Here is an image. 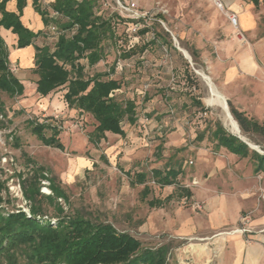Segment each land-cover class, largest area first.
Here are the masks:
<instances>
[{
  "label": "rangeland",
  "instance_id": "374dc122",
  "mask_svg": "<svg viewBox=\"0 0 264 264\" xmlns=\"http://www.w3.org/2000/svg\"><path fill=\"white\" fill-rule=\"evenodd\" d=\"M135 1L143 11L152 13L149 32L137 34L129 30V25L120 26L119 35L124 34L127 40L116 44L109 41L107 57L95 67L87 66L86 69L92 75L111 73L114 68L112 78L123 85L116 92L117 97L135 100L139 119L134 125L124 124L126 136L109 133L99 144L90 143L89 135L96 125L94 118L70 109L63 98L65 89L52 95L54 99L50 105L41 106L43 104L37 101L43 97L35 92L38 79L35 68L24 69L19 63L11 64L12 72L26 88L24 95L16 97L0 91L5 105V112L0 114V212L5 216L24 213L34 217L33 207L39 206V202L26 196L25 187L39 175L42 195L39 199L43 210L36 214V219L49 220L55 228L59 224L61 215L47 199L54 197L53 180L68 196V200L57 199L56 202L64 215L80 213L95 223H110L119 232L139 239L144 247L171 244L172 262L186 264L177 260V247L193 251L190 245L200 242L172 238L165 223L170 215L180 210L204 216L208 201L198 199L194 189L214 195L234 192L236 177L246 180L244 177L250 175L251 182L246 180V184H251L246 189L252 198L250 207L242 213L235 230L244 226L243 217L251 218V225H258L257 219L264 212V175L253 172L254 163L250 158L241 160L240 172L236 171L231 158L216 150L209 137L215 122L220 121L229 133L240 134L262 152L264 138L240 133L231 117L233 126L229 128L225 123V111L204 78L211 81V76L218 86L217 76L221 75L224 65L235 62L228 53L234 41L252 50L257 43L264 42V0H259L257 7L260 15L257 40L243 35L240 27H233L234 33L227 34L221 23L222 18H228L223 11L219 10L220 18L211 24L215 16L212 12L214 0ZM107 13L113 14L112 10ZM57 34L51 27L45 28L36 43L53 47ZM151 40L157 43L149 44ZM131 43L139 48L136 54L125 59L123 50H128ZM144 44H148V48L141 52ZM179 48L189 53L191 61L185 59ZM256 57L261 58L257 54ZM253 81L247 83L245 92L236 94L234 101L226 98L228 102H236L235 107L246 109L249 116L264 122L263 81L259 84ZM248 85H252V90ZM219 96L223 100L222 95ZM56 99L60 105L51 109ZM36 122L57 126L62 131L60 140L65 149L44 145L32 133ZM201 132L206 133V139L199 143L196 138ZM219 160L225 161L227 168L217 175L215 169ZM174 164L181 165L183 170L178 185L190 189L193 196L182 197L178 185L161 187L151 178L153 169ZM139 172L149 175L145 184L132 182ZM146 186L151 193L144 198ZM152 199H162L166 205L156 209L150 207ZM197 202L202 204L201 210L194 208Z\"/></svg>",
  "mask_w": 264,
  "mask_h": 264
},
{
  "label": "trees",
  "instance_id": "16d2710c",
  "mask_svg": "<svg viewBox=\"0 0 264 264\" xmlns=\"http://www.w3.org/2000/svg\"><path fill=\"white\" fill-rule=\"evenodd\" d=\"M10 1L12 0L0 1V28L11 30L18 36V48L35 46V66L39 75L37 92L46 97L65 89L64 101L68 107L81 114H89L96 121L95 129L89 135V141L94 145L105 140L108 133L126 136L124 124L134 125L139 119L135 100H120L117 97L116 92L123 85L120 80L112 78L114 68L111 73L100 72L92 75L86 69L87 66L95 67L107 57L109 41L116 44L127 40L124 34L119 35L118 28L126 27L130 21L117 14L107 13L99 0H53L50 9L43 5V0H32L33 7L42 16L45 27L54 26L58 32L53 47L40 46L35 43L44 31L34 32L21 20L28 0H15L19 13L7 10ZM253 1L256 5L259 4V0ZM54 12L59 16H53ZM148 31V28H144L140 33L146 34ZM156 43V40H151L149 44ZM147 45L140 47V51L144 52ZM138 48L136 44L133 48L124 49L123 57H132ZM0 91L10 97L24 93L23 84L11 71L9 50L1 34ZM228 104L244 135L264 138V124L249 117L230 101ZM4 112L5 105L0 98V114ZM32 133L46 146L65 149L60 140L62 131L53 124L33 123ZM205 136L204 132L198 138L203 139ZM209 139L218 148H226L241 158H250L254 163V172L264 175V155L229 133L220 121L215 122ZM182 174L181 165L174 164L167 165L164 169H153L151 178L157 185L167 187L178 185ZM148 176L145 172L136 173L132 182L145 184ZM39 179L40 176L35 175L29 181L30 185L25 187L26 196L35 203L39 202V206L33 207L34 217H27L24 213L5 216L0 212V264H178L172 262L171 244L144 247L139 239L119 232L110 223H95L80 213L64 215V210L56 202L57 199L68 200V196L53 180L54 197L47 199L61 215L59 224L55 228L49 220L36 219V214L43 210L39 199L42 196ZM178 187L182 197L192 196L190 189L180 185ZM1 188L0 185V190ZM150 193L151 190L146 186L143 191L144 198ZM164 204L162 199L149 201L153 208L163 207Z\"/></svg>",
  "mask_w": 264,
  "mask_h": 264
},
{
  "label": "crops",
  "instance_id": "0c3cea01",
  "mask_svg": "<svg viewBox=\"0 0 264 264\" xmlns=\"http://www.w3.org/2000/svg\"><path fill=\"white\" fill-rule=\"evenodd\" d=\"M52 1L53 0H43V5L50 9L49 7ZM224 2L229 12L238 15L239 27L243 35H247L249 39L257 40L260 31V15L257 8L259 4L256 5L253 0H224ZM7 10L19 13L17 2L15 0L8 2ZM212 12L215 16L210 22L211 24L218 20L217 18H220L219 9L215 4L212 6ZM21 20L27 28L34 32L40 30L44 31L46 28L42 16L34 9L32 0L27 1V6L23 10ZM222 22L224 23V30L227 34L234 33L233 26L228 18H222L221 23ZM211 31H213V29H211ZM0 34L4 38L9 50L10 68L11 64L19 63L21 68H35L34 71L36 72L35 46L31 45L20 49L17 47L18 36L11 30L1 27ZM35 45L38 44L35 43ZM229 49L228 53L233 56L235 62L231 65H224V70H222L221 75L217 76L218 86L214 84L212 77L208 75L222 97L227 100V96L230 101H234L236 94L241 91L245 92V90H247V83L252 84L254 79L258 84L259 81L262 80L263 85L261 86L264 88V42L257 43L252 50L246 47V45L234 41L233 44H230ZM256 54L258 57H261L260 60H258ZM11 71H13L12 68ZM38 79L35 82V92H37ZM20 81L24 86L25 93L26 87L23 81ZM248 86V89L252 90V85ZM54 93L55 92L43 97L37 92V94L43 97V100L37 102H39L40 105L43 104L41 106L50 105L52 99H54L52 98ZM51 105V109L52 107H57L60 105V101L56 99ZM239 110L246 113V109ZM249 117L254 118L252 116ZM261 123L264 124L263 121H261ZM202 133L204 132L199 134ZM198 135L196 141L199 143L204 142L206 136L203 139H199ZM177 137H179V135H177ZM214 144L216 150H221V152L227 154L228 157L231 158L234 168L236 171L240 172V168L243 164L241 160L247 158H241L231 153L226 148H218L216 143ZM226 168L227 163L219 160L217 162L215 174L221 173L222 169ZM242 172L245 173V171ZM249 176L244 178H247L248 180H246L250 183L251 180H249ZM246 180L242 177H236V190L229 193L224 192V194L221 195H214L212 192L211 194L204 193L199 189H194L193 192L196 197L199 196L197 197L198 199L208 201V208L204 212V216L194 215L191 212L180 210L176 212L174 216L170 215L167 218L165 229L170 232L172 238L200 242L190 245L193 251L179 248L180 246L177 247L178 253L176 257L179 262L186 264H264V212L261 213L257 219L258 225L253 226L251 222L249 223L247 227L250 231L246 234L228 233L235 230L240 223L242 213L250 207L249 200L252 198L250 197V192L247 193L246 189L251 184H246ZM191 195L193 196L192 191ZM164 205H166V203Z\"/></svg>",
  "mask_w": 264,
  "mask_h": 264
},
{
  "label": "built area",
  "instance_id": "2783aa9c",
  "mask_svg": "<svg viewBox=\"0 0 264 264\" xmlns=\"http://www.w3.org/2000/svg\"><path fill=\"white\" fill-rule=\"evenodd\" d=\"M99 2L101 4V7L104 10H112L113 14H117L122 19H126L130 21L128 23L129 25L128 28L130 31L134 33H137V32L139 33L144 28H148V29L150 28L149 20L152 19V15H151L152 13L150 11H143V9L140 8V6L135 0H99ZM214 2L217 8L220 11H223L227 15L233 27L238 29L239 28L238 15L231 13L227 10L224 0H214ZM53 16H59V14L54 12ZM51 30L56 32L57 28L54 26H51ZM136 40L138 39L136 38ZM174 40L177 41L175 37H174ZM135 45L136 43H131V47L129 48H133ZM194 208L201 210L203 206L201 203L197 202L194 204ZM250 221L251 219L249 217H243L242 222L244 223V226H241V228L236 229L232 232H228V233L246 234L247 232L250 231L247 227Z\"/></svg>",
  "mask_w": 264,
  "mask_h": 264
},
{
  "label": "bare ground",
  "instance_id": "6f19581e",
  "mask_svg": "<svg viewBox=\"0 0 264 264\" xmlns=\"http://www.w3.org/2000/svg\"><path fill=\"white\" fill-rule=\"evenodd\" d=\"M186 53V52H185ZM186 55L188 56V54L186 53ZM205 80H206V84L208 86V88L211 90V92L215 95L214 97L217 99V101L221 104L223 110L225 111V123L226 125L231 128L232 125V122H231V115L229 114L228 110H227V106H226V100L224 97L223 100L220 98L219 94H218V90L216 89V87L214 86V84L211 82V81H208V79L206 77H204ZM221 95V94H220ZM224 101V102H223ZM231 117V118H230ZM234 120V118H232ZM235 121V120H234ZM236 122V121H235ZM237 124V122H236ZM238 126V124H237ZM236 127V126H235ZM239 127V126H238ZM237 129V128H236ZM238 130V129H237ZM234 131V130H233ZM239 131H240V128H239ZM232 132V131H231ZM241 133V132H240ZM235 134V133H234ZM236 135H240V134H236ZM241 136V135H240ZM253 146V145H252ZM255 147V146H254Z\"/></svg>",
  "mask_w": 264,
  "mask_h": 264
},
{
  "label": "water",
  "instance_id": "95a60500",
  "mask_svg": "<svg viewBox=\"0 0 264 264\" xmlns=\"http://www.w3.org/2000/svg\"><path fill=\"white\" fill-rule=\"evenodd\" d=\"M179 50L184 54V56L186 57V59H188V60H190L191 61V57H190V55H189V53L186 51V50H183V49H181V48H179ZM188 54V56L186 55V53ZM196 72L198 73V71L196 70ZM226 106H227V110H228V112H229V114L231 115V117L232 118H234L233 117V115H232V113H231V111H230V108H229V105H228V101L226 100ZM235 119V118H234ZM237 122V121H236ZM237 124H238V122H237ZM238 126H239V124H238ZM240 127V126H239ZM240 132H241V129H240ZM233 135H235V136H237L240 140H242L243 142H245L251 149H253V150H255V151H257L258 153H260V154H263L264 155V152H262L258 147H254V146H252L248 141H247V139L245 138V137H243V136H240V135H236V134H234L233 132H231Z\"/></svg>",
  "mask_w": 264,
  "mask_h": 264
}]
</instances>
